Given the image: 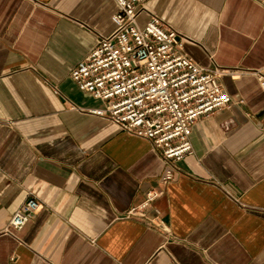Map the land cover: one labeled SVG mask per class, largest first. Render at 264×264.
Instances as JSON below:
<instances>
[{
    "label": "crops",
    "instance_id": "obj_1",
    "mask_svg": "<svg viewBox=\"0 0 264 264\" xmlns=\"http://www.w3.org/2000/svg\"><path fill=\"white\" fill-rule=\"evenodd\" d=\"M114 0H0V264H264V0H146L229 105L192 124L163 182L151 141L88 111L70 70ZM237 71L233 77L229 71ZM145 216H127L149 189ZM38 207L16 230L27 197Z\"/></svg>",
    "mask_w": 264,
    "mask_h": 264
},
{
    "label": "built area",
    "instance_id": "obj_2",
    "mask_svg": "<svg viewBox=\"0 0 264 264\" xmlns=\"http://www.w3.org/2000/svg\"><path fill=\"white\" fill-rule=\"evenodd\" d=\"M113 29L98 34L93 47L71 68L78 88L103 104L88 111L120 130L145 137L162 157L161 180L170 181L178 161L192 152L190 130L202 115L229 105L231 97L220 77L224 69L205 67L183 51V38L152 14L138 19L146 0H114ZM233 77L237 71H229ZM152 188L126 215L145 216L144 209L158 196ZM29 196L13 212L8 230H16L38 207ZM167 264H177L171 259Z\"/></svg>",
    "mask_w": 264,
    "mask_h": 264
}]
</instances>
